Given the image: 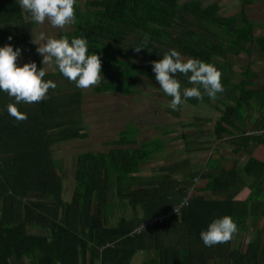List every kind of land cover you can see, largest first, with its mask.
I'll list each match as a JSON object with an SVG mask.
<instances>
[{
    "label": "trees",
    "instance_id": "16d2710c",
    "mask_svg": "<svg viewBox=\"0 0 264 264\" xmlns=\"http://www.w3.org/2000/svg\"><path fill=\"white\" fill-rule=\"evenodd\" d=\"M255 1L242 0L238 13L224 16L219 4L203 7L192 0H78L74 27L57 37L82 35L89 51L100 55L101 80L90 88L134 95L140 92L141 78L158 83L152 61L171 48L185 58L214 62L221 70L223 92L214 99L205 94L186 101L217 103L216 140L237 143L249 158L231 167L227 157L210 155L198 170H191L185 158L144 176L143 164L164 143L138 140L139 126L126 123L120 146L78 154L73 195L66 200L53 147L86 135L78 126L85 90L58 68L46 72L43 79L55 81L56 87L38 102L20 103L19 110L27 115L23 120L9 115L6 106L14 98L0 91V264H131L140 252L145 254L142 264H264V159L252 155L264 145V134H247L264 128V80L256 84L259 74L251 65L236 80L234 66L256 46L264 53V34L255 33L256 21L246 11ZM36 26L16 0H0V44L19 46L20 57L32 55L42 65L33 42ZM145 36L148 49L135 52ZM177 76L182 88L192 86L185 76ZM186 169L189 174L179 177ZM196 177L204 184L197 186ZM247 188V197L238 198ZM191 189L195 192L180 214L148 223L168 214ZM127 203L141 205L143 215L122 216L111 224L116 205ZM223 215L236 221L234 234H243L249 225L257 228L260 219L263 226L246 247H233L234 234L227 242L205 246L201 230Z\"/></svg>",
    "mask_w": 264,
    "mask_h": 264
},
{
    "label": "rangeland",
    "instance_id": "374dc122",
    "mask_svg": "<svg viewBox=\"0 0 264 264\" xmlns=\"http://www.w3.org/2000/svg\"><path fill=\"white\" fill-rule=\"evenodd\" d=\"M187 1L189 0H182V3ZM192 2L199 3L203 7L217 3L220 5L219 14L224 16L236 14L242 8V0H192ZM246 11L256 21L255 33L264 34V0H256L247 5ZM73 27V23L63 28L53 27L46 20L44 24H37L34 28L35 38L38 40L39 33L42 31L48 35L57 36L59 31ZM257 48L256 46V49H252L250 54L243 52L234 62L236 80L241 78L242 69L248 65H251V68L259 74V79H255L256 84L264 80V53L259 52ZM28 61H35V59L32 55L17 58L19 64ZM42 66L45 67L46 72L56 70L55 65L50 67L47 64L37 63V69ZM138 88L140 92L130 96L98 92L90 87L84 89L83 120L78 126L79 133L84 132L86 135L63 141L53 147V156L58 161V170L63 174L64 199L70 200L73 195L74 168L78 154L86 150L106 151L120 146L119 134L126 127V123L132 125V128L139 126L138 140H161L164 143L161 150L154 153L148 162L143 164L140 174L144 176L159 171L158 167L185 158L190 160L191 170L202 168L210 155L227 157L231 167L239 166L249 158V155L244 153L237 143L216 140L212 130L219 115L217 103L185 101L173 110L168 106L171 97L163 92L159 83L141 78ZM202 116L208 119L197 118ZM252 155L264 159V145L255 147ZM189 172L190 170L186 169L178 176L183 177ZM195 180L197 186L204 184L200 177H196ZM249 192V188L245 189L238 198H246ZM261 196L264 198V187ZM114 200L118 201V198L114 197ZM135 214L143 215L141 205L134 207L129 203L127 205L118 204L111 214V224H116L122 216L131 218ZM262 226L263 219H260L257 228L249 225V229L243 234H234L233 247L239 245L246 247V244L253 240L256 230ZM144 259L145 254L138 253L131 264H142Z\"/></svg>",
    "mask_w": 264,
    "mask_h": 264
},
{
    "label": "clouds",
    "instance_id": "9594fccd",
    "mask_svg": "<svg viewBox=\"0 0 264 264\" xmlns=\"http://www.w3.org/2000/svg\"><path fill=\"white\" fill-rule=\"evenodd\" d=\"M16 3L29 14V19L35 24L47 22L57 28L75 22V8L78 0H16ZM12 36L9 35L8 40ZM36 51L42 56V65H55L59 72L74 81L77 88L87 89L101 80V59L97 52L89 51V41L84 36L48 35L40 32ZM148 37L144 42L133 47L137 53L147 48ZM148 49V48H147ZM21 48L11 43L0 44V91L14 98L9 103L7 112L17 120L27 118L26 113L18 108L20 103L38 102L46 98L49 88H55L51 79H43L46 75L44 66L37 69L35 61L17 63L21 56ZM152 61V71L163 92L171 97L168 106L173 110L182 105L187 98L202 99L203 95L216 98L223 92L221 70L214 62L196 57L185 58L176 48L163 53ZM187 78L191 87H181L177 74ZM203 90V91H202ZM256 131V130H255ZM248 131L247 134L255 132ZM258 135V134H255ZM187 201H185V204ZM238 231L236 221L230 215L213 218L205 229L200 232V238L205 246H213L227 242Z\"/></svg>",
    "mask_w": 264,
    "mask_h": 264
},
{
    "label": "built area",
    "instance_id": "2783aa9c",
    "mask_svg": "<svg viewBox=\"0 0 264 264\" xmlns=\"http://www.w3.org/2000/svg\"><path fill=\"white\" fill-rule=\"evenodd\" d=\"M249 134H258V135L264 134V128H262V129H258V130H256L255 132H252V133H249ZM194 192H195V190H194V189H191L190 192L188 193V196L186 197V199H184L179 205L173 207V208L169 211L168 214H166V215H159V216H156L155 218H153V219H152L151 221H149L148 223H149V224H153V222H155L156 220H161V219L163 220L164 218H166L167 216H169V215H171V214H177V215L180 214L181 211H182V209H183V207H184L186 204H188V201H187L188 197L191 196ZM185 201H187L186 204H185ZM145 225H146V223L141 224L139 227H137V228L135 229V231L140 232V231L142 230V228H143Z\"/></svg>",
    "mask_w": 264,
    "mask_h": 264
},
{
    "label": "crops",
    "instance_id": "0c3cea01",
    "mask_svg": "<svg viewBox=\"0 0 264 264\" xmlns=\"http://www.w3.org/2000/svg\"><path fill=\"white\" fill-rule=\"evenodd\" d=\"M140 253H142V252H140Z\"/></svg>",
    "mask_w": 264,
    "mask_h": 264
}]
</instances>
